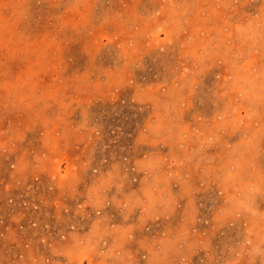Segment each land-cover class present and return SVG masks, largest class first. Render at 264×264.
I'll list each match as a JSON object with an SVG mask.
<instances>
[{
    "label": "rangeland",
    "instance_id": "374dc122",
    "mask_svg": "<svg viewBox=\"0 0 264 264\" xmlns=\"http://www.w3.org/2000/svg\"><path fill=\"white\" fill-rule=\"evenodd\" d=\"M0 264H264V0H0Z\"/></svg>",
    "mask_w": 264,
    "mask_h": 264
},
{
    "label": "bare ground",
    "instance_id": "6f19581e",
    "mask_svg": "<svg viewBox=\"0 0 264 264\" xmlns=\"http://www.w3.org/2000/svg\"><path fill=\"white\" fill-rule=\"evenodd\" d=\"M185 238V237H184ZM186 240V239H185Z\"/></svg>",
    "mask_w": 264,
    "mask_h": 264
}]
</instances>
